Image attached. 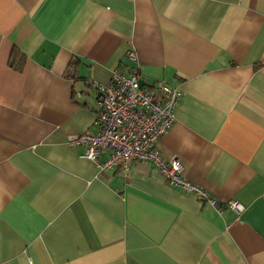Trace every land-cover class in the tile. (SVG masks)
Returning a JSON list of instances; mask_svg holds the SVG:
<instances>
[{"label":"crops","instance_id":"obj_1","mask_svg":"<svg viewBox=\"0 0 264 264\" xmlns=\"http://www.w3.org/2000/svg\"><path fill=\"white\" fill-rule=\"evenodd\" d=\"M116 67L181 91L160 155L240 214L68 144ZM0 264H264V0H0Z\"/></svg>","mask_w":264,"mask_h":264},{"label":"built area","instance_id":"obj_2","mask_svg":"<svg viewBox=\"0 0 264 264\" xmlns=\"http://www.w3.org/2000/svg\"><path fill=\"white\" fill-rule=\"evenodd\" d=\"M88 85L95 96L94 131L72 135L67 140L68 144L81 147L82 158L92 161L100 170L126 171L136 160L150 162L172 188L192 193L218 211L226 206L241 213L244 206L240 202H219L182 174L179 159H164L160 155L157 143L171 127L174 109L181 98L177 87L163 80L149 85L137 70L117 67L111 71L108 82L89 81Z\"/></svg>","mask_w":264,"mask_h":264}]
</instances>
